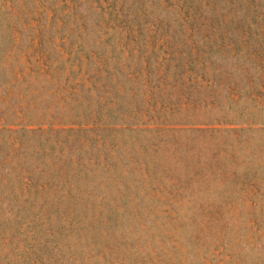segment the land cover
<instances>
[{
    "label": "rangeland",
    "instance_id": "1",
    "mask_svg": "<svg viewBox=\"0 0 264 264\" xmlns=\"http://www.w3.org/2000/svg\"><path fill=\"white\" fill-rule=\"evenodd\" d=\"M19 1L2 3L8 8L5 19L14 37L11 43L6 39L3 46L6 50L0 53L5 67L4 81L0 80V107L5 106L4 116L0 114V125L4 123L5 128L10 129L4 132L2 144L8 155L15 161L22 157L20 151L13 149L15 136L23 134L30 145L36 142L39 134H45L43 132L58 138L63 134L73 135L78 143L71 153L80 152L82 159L88 158L100 165L104 164V151L114 156L120 147L129 148L140 161L147 157L141 151H133L129 141L125 142V135L135 134L137 141L149 144L165 139L169 146L168 153L160 158L166 166L157 168L150 176L153 184L141 191L144 193L140 200L143 206L128 202L127 208L139 216L147 215L145 221L150 224L146 229L145 226L131 229L128 247L119 236L107 237L103 233L102 237H94L90 242L82 241V223L73 220L70 224L63 211H52L43 227L32 224L38 221V215L23 212L22 223L15 224L14 230L12 223L2 226L0 222V236L8 241L0 245V257L11 243L17 245V250L9 259L18 257L20 260L16 264H38L34 258L37 255L42 256L46 264H82L88 255L86 250L89 252L112 243L120 247L116 255L123 259L122 264H264V116L257 113L256 108L262 100L256 97L231 100L228 95L236 83L241 82V86L247 88L256 84L259 69L243 70L233 62L232 56H226L224 49L229 50L228 47L220 48L214 42L213 51L218 56L215 61L188 62L183 52L191 51L194 56L202 48L206 50L211 37L200 36L184 18L167 14L160 0H147L152 6L150 14L135 26L140 30L131 35L114 33L109 23L103 21L101 25L96 13L88 10L85 16L88 36L83 43L82 3H77V8L73 9L76 5L69 0H49L55 5L50 20L51 12L44 11L38 16L36 0H29L23 12L19 9ZM215 6L209 5L210 9L200 12L214 20L208 23L211 32L215 26L223 31L229 29L232 23L227 22L230 6L222 8L221 2L216 9ZM235 31L246 30L238 26ZM221 32L215 33L216 41H229V37L220 36L225 31ZM3 34L9 35L6 30ZM100 35L105 37V45ZM196 40L199 43H195ZM107 41H113L116 49L110 51ZM127 47L134 55L130 57L125 52L124 64L132 70H142L144 81L138 83L136 98L129 99L126 109L117 115L141 122L140 131L113 125L114 122L108 124L114 119L113 115L108 117L104 110H96L95 105L86 108L82 102V70L85 67L82 56L88 52L93 62L90 67L101 61L102 54L112 65L116 54L127 51ZM95 49L100 50L95 52ZM147 55L148 61L142 64V69L133 62ZM78 61L79 64L70 68ZM106 81V78L99 81L102 85L99 92L110 90ZM148 86L152 93L144 95L145 88L149 91ZM200 86L203 89L197 94ZM233 138L241 139L243 145L232 142ZM232 144L238 147L239 153L232 154ZM31 149L27 148L26 157L31 155ZM216 151L217 155L212 158ZM248 155L252 157V166L243 170ZM170 156L177 160L176 165H168ZM93 174L102 192L104 189L114 191L115 186L107 182L110 173L100 169ZM187 174L196 179L192 188L194 202L188 211L185 197L169 196L158 184L162 177L169 176V181L178 177L184 181ZM209 179L213 183H205ZM222 180L225 185L220 184ZM169 181L166 182L169 184ZM169 207L175 211L173 213L193 212L196 218H188L187 223L179 216L177 221L171 220L173 215L166 212ZM127 224L132 226V215Z\"/></svg>",
    "mask_w": 264,
    "mask_h": 264
},
{
    "label": "trees",
    "instance_id": "2",
    "mask_svg": "<svg viewBox=\"0 0 264 264\" xmlns=\"http://www.w3.org/2000/svg\"><path fill=\"white\" fill-rule=\"evenodd\" d=\"M14 1L10 0V3ZM69 1L70 4L74 5L79 2L80 4L82 3V43L84 38L88 36L85 29V16L88 10L96 13L101 25H103V21L109 23L114 33L118 35L120 33L122 35H131L133 32L140 30L139 27L135 26H139L141 20L150 14V7H152L148 4L147 0ZM3 2L5 0H0V53L6 50V47L3 46L7 38V43L9 40L10 43L14 40V37L10 35L11 31L8 19H5V16L8 14V8L7 6H2ZM35 2V10L39 17L45 11V13L51 12L49 19H53L55 5L51 1L36 0ZM219 2H221L222 8L224 5L230 6L227 22L232 23L229 29L226 28L224 30L227 33L220 30L219 26H215L214 32H211V27L208 23H214V20H210L200 13L210 9L209 5L215 4L217 6ZM159 4L167 8V14L169 12L174 13L177 18L187 20L196 33L200 32V36L204 38L211 37V39L207 40H211L210 43L207 42L206 45L209 50L202 48L194 56L191 51L183 52L188 62H192L193 60L199 63L207 60L208 62L215 61L218 56L213 51V45L215 46L214 43H216L220 48L224 49L228 47L229 50L224 49V51H227L226 56H232L233 62L242 66L243 70L249 71L250 68L259 69V81H256V84L247 88L241 86V82L236 83V87L228 91V95L231 100L239 97H256L261 99L262 101L257 104L256 108L259 110L257 113L264 116V0H176L174 2L172 0H160ZM18 5L19 9L23 12L24 5L29 6V0H21ZM77 6H74L73 9H76ZM216 6L214 9H216ZM83 11L86 13L83 14ZM163 15L164 17L166 16L165 14ZM198 21L205 27H202ZM238 26L244 28L247 32L243 31L245 33L243 34L242 31H235ZM4 30L9 35L3 34ZM38 30L42 32L40 27ZM217 31L224 32L220 36L222 38L229 37V41L217 42L216 37L218 36H215ZM17 32H20V30L18 29ZM99 37L102 38V43L105 45V37L101 35ZM195 43H199V40H196ZM108 44L110 51L116 49L113 41L108 42ZM99 50L95 49V52ZM92 51L94 52V50ZM125 52L130 57L134 55L132 49L127 47V51L121 50V54H116L114 64L109 65L105 55L102 54L100 57L101 61L94 65V67H90L93 62L90 61L88 52L82 56V65L85 64L82 70V87L84 88V101L82 100V102L86 108L95 105L96 110L99 112L104 110V113L108 117L113 115L114 119L109 121L108 124L114 122L113 125L127 126L132 130L136 129L135 131H140L138 128L142 125L141 122L126 120L125 117L117 115V112L123 108L126 109L129 99L136 98V94H139V90H137L138 83L144 81L142 70H132L129 65L124 64L126 61L124 58ZM207 54L209 56H206ZM121 58H123V61ZM147 61L148 55L144 58L141 57V59L137 58L133 62L141 66L142 69V64ZM1 62L2 55L0 56V80L2 82L4 81L5 67L3 68ZM76 64H79V61L70 65V68ZM174 66H177V63ZM248 77L252 79L251 76ZM105 78L107 79L106 82H109L106 86L110 90H104L102 93L99 92L102 85L98 83ZM145 79L147 80L148 78L145 77ZM157 87H160V85H157ZM202 89L203 87L200 86L196 93H201ZM148 90L147 88L144 89V95L152 93L149 86ZM4 112L5 106L1 105L0 114L3 115ZM104 123L107 124L106 122ZM6 126L4 123L0 125V222L2 226L6 223H12L14 230L15 224L22 223L21 214L23 212H32L38 215L36 217L38 221H32V224L35 223L38 227H43L48 223L47 220L52 211H63V215L67 214L70 224L73 220L79 224L82 223V241L90 242L94 240V237H102L103 235L107 237L117 235L122 239V242H125L126 247H128V235H131L133 227L134 229H139L140 226H145L144 229H146V227L150 226L145 221L147 215L142 214L139 216L135 211L128 209L127 205L131 201L136 206H143L140 204V200L144 195L141 191L146 189V185L153 184L150 181L152 173L157 168L166 166L164 164L166 162L161 163L160 161V158L168 153L169 144L165 139H159L149 144L137 141L135 134L125 135V142L129 141L131 149L133 151H141L147 157L143 161H140L135 159L134 152L129 148L124 150L120 147L114 156L108 155V152L104 151L102 153L104 164L100 165L95 164L88 158L82 159L80 152L71 153L74 145L78 143V139L73 135L63 134L61 138L51 137L50 133L43 132L44 130L40 128L41 132L45 134H39L36 142L30 145L27 144V138L23 134L15 136L12 143L13 149L20 151L22 155L21 158L15 161L2 147L5 138L4 132L10 130L5 128ZM117 129L124 128L117 127ZM52 131L55 130L52 129ZM55 135L58 134L55 133ZM232 142H240L243 145L241 139L237 140L233 138ZM28 147L32 148L31 155L26 157ZM231 152L233 155L239 153L238 147L235 144H232ZM217 153L216 151L212 155V158ZM170 157L171 160L167 162L168 165H176L177 160H172V156ZM248 157L244 162L243 170L250 169L252 166V157L250 155ZM179 167L184 169L183 166ZM100 169H103L105 173L111 174V176L107 175L109 179L107 182L115 186L114 191L104 189L102 192L100 190L101 185L93 177V171ZM229 174H232V172L230 171ZM169 177H162L163 181H159L158 184L163 186L169 196L179 194L180 197H185L187 200V204L184 203L186 210H191L194 202L192 188L193 182L196 179L188 175L184 181L181 180V177L169 181ZM164 180L169 181V184ZM205 183L211 184L213 182L209 179L205 180ZM220 184L225 185L223 180ZM166 212L173 215L172 217L169 216L171 220L176 219L177 221V216H179L180 218H184L185 223H187L188 218L191 220H195L196 218L195 213L191 211V213L187 214L173 213L175 211L169 207ZM153 214L159 215L155 211H153ZM131 215L133 224L132 226H128L127 223L128 220L131 221ZM72 227H78L77 230L81 229L79 226ZM3 238L0 236V245L4 246L8 241H4L5 238ZM119 248L112 246V243H110L102 247L90 249L89 252L86 250L88 255H86V260L82 264H122L123 259L116 255ZM16 250L17 245L13 246L10 243L2 257H0V264H6L7 259V263L16 264L20 260L18 257L9 259L13 257V252ZM34 258L38 264H46L45 261H42V256L37 255Z\"/></svg>",
    "mask_w": 264,
    "mask_h": 264
}]
</instances>
